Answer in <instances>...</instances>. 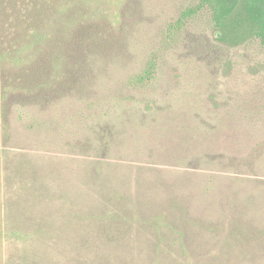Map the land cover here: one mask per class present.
<instances>
[{"label": "rangeland", "instance_id": "obj_1", "mask_svg": "<svg viewBox=\"0 0 264 264\" xmlns=\"http://www.w3.org/2000/svg\"><path fill=\"white\" fill-rule=\"evenodd\" d=\"M83 1L84 93L33 103L0 61V264H264V47L172 27L196 0Z\"/></svg>", "mask_w": 264, "mask_h": 264}, {"label": "trees", "instance_id": "obj_2", "mask_svg": "<svg viewBox=\"0 0 264 264\" xmlns=\"http://www.w3.org/2000/svg\"><path fill=\"white\" fill-rule=\"evenodd\" d=\"M27 0H3L0 8V61L5 87L25 95L33 103H54L88 89L90 49L85 41L90 27L82 25L83 0H52L39 7L18 6ZM197 5L180 13L175 26L206 10L220 44L233 48L256 40L264 47V0H196ZM31 2V1H30ZM18 8V9H17ZM82 12V13H81ZM82 14V16H81ZM150 63L135 83L150 80Z\"/></svg>", "mask_w": 264, "mask_h": 264}]
</instances>
